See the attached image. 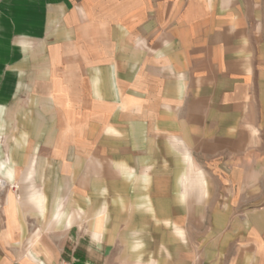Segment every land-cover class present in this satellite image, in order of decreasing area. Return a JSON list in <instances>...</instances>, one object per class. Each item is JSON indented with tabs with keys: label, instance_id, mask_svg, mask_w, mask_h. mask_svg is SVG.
<instances>
[{
	"label": "crops",
	"instance_id": "1",
	"mask_svg": "<svg viewBox=\"0 0 264 264\" xmlns=\"http://www.w3.org/2000/svg\"><path fill=\"white\" fill-rule=\"evenodd\" d=\"M0 173V264H105L110 195L142 215L136 264L195 254L177 205L263 201L264 0H0ZM237 216L234 259L264 264L263 203Z\"/></svg>",
	"mask_w": 264,
	"mask_h": 264
},
{
	"label": "rangeland",
	"instance_id": "2",
	"mask_svg": "<svg viewBox=\"0 0 264 264\" xmlns=\"http://www.w3.org/2000/svg\"><path fill=\"white\" fill-rule=\"evenodd\" d=\"M176 160L177 159L174 157L166 158L164 161L161 159L156 160L155 158L149 160V163H152L154 168L157 167V169H163V171H165L168 167V169H170L169 173L166 172L165 174L161 173L157 175L152 174L153 180L151 186L160 187L161 189H152L150 192L154 194L155 200L162 204L160 205L162 209H165L167 201H175V198L180 191L177 179L181 176L182 172H179L181 167H177L175 164L171 165L172 162ZM162 164H164V167ZM167 164L169 165L168 167ZM262 185L263 201L258 202L255 200H247L246 207H238L239 209L236 208L234 214H241V211L245 208L253 209L261 202L264 205V184ZM127 194L129 195L127 196ZM125 195L131 201L135 199L136 193L131 192L126 193ZM110 196L113 200V203L109 202L111 208L113 207V211H111V213H113V218L112 220L110 219V223L108 224L109 232H107V235L110 239L111 247L105 264H136L138 262V255L131 249V246L137 237L132 235L131 230H128L125 233L123 231H126V229L130 227L133 228L132 230L143 227L139 223L142 220V215L137 208H132L125 213L122 212L120 205L117 206V204L114 203L117 199H113V195ZM118 196L119 195H117V197ZM102 197L105 196L102 195ZM209 202L211 203H198L192 205L191 207H187L185 205L176 206V218H179L181 222L190 230V233H192L191 240L193 245H195V254H193V252H189V248H186V246L184 249L180 248L178 251L176 248H178L179 245H173V250L178 251L177 255L176 252H174V257H176L175 264H241L234 259L237 257L238 253H244L246 257L253 254L252 250L254 246H252L251 240L246 241L244 244L245 249H241L240 251V235L238 233L229 232V230H231L234 226L237 228L239 225L238 221H241L243 218H240L237 215L236 217L228 216L223 218L222 215L226 214L227 210L228 212L230 210L227 208L229 202H212V198H210ZM216 206L218 207L219 212L214 210V207ZM224 211H226V213ZM191 216L197 219V224L192 225V221L190 220ZM116 222H118V224H115ZM249 235L250 238L253 237L252 233ZM170 241L172 242V238H170ZM225 243L228 249L225 252L226 257L221 259L219 257L222 252V246ZM200 244L201 246H199ZM211 257H217L215 262H211L209 260ZM193 259L195 262H193ZM148 261L149 256H143L140 259L139 264H146Z\"/></svg>",
	"mask_w": 264,
	"mask_h": 264
},
{
	"label": "built area",
	"instance_id": "3",
	"mask_svg": "<svg viewBox=\"0 0 264 264\" xmlns=\"http://www.w3.org/2000/svg\"><path fill=\"white\" fill-rule=\"evenodd\" d=\"M5 187H6L5 178L0 173V210L2 209L1 207L3 205V191ZM61 264H67V263H61Z\"/></svg>",
	"mask_w": 264,
	"mask_h": 264
},
{
	"label": "bare ground",
	"instance_id": "4",
	"mask_svg": "<svg viewBox=\"0 0 264 264\" xmlns=\"http://www.w3.org/2000/svg\"><path fill=\"white\" fill-rule=\"evenodd\" d=\"M118 164H120V163H118ZM122 164V163H121ZM136 208V207H135ZM107 221V220H106ZM97 241H98V239H97V236L96 237H94V239H93V242H94V247L96 248V246H95V244H97Z\"/></svg>",
	"mask_w": 264,
	"mask_h": 264
}]
</instances>
